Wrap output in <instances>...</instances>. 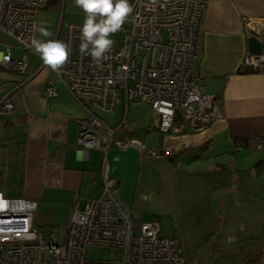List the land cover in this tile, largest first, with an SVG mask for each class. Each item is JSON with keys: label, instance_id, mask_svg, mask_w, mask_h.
<instances>
[{"label": "crops", "instance_id": "obj_1", "mask_svg": "<svg viewBox=\"0 0 264 264\" xmlns=\"http://www.w3.org/2000/svg\"><path fill=\"white\" fill-rule=\"evenodd\" d=\"M250 35L264 56V0H207L195 71L204 90L220 96L222 115L201 129L178 117L175 131L163 132L149 105L132 101L129 130L115 135L166 155L108 150L125 206L156 221L160 235L178 237L190 264H264V150L251 139L264 134V72L242 63ZM27 56L31 76L19 90L13 81L22 77L0 69V96L8 92L13 104L11 114L0 113V191L36 200L38 221L64 229L74 206L101 192V150L77 142L82 108L62 86L46 98L44 84L55 74L36 71L39 57ZM117 106L97 112L113 127L122 116Z\"/></svg>", "mask_w": 264, "mask_h": 264}, {"label": "built area", "instance_id": "obj_2", "mask_svg": "<svg viewBox=\"0 0 264 264\" xmlns=\"http://www.w3.org/2000/svg\"><path fill=\"white\" fill-rule=\"evenodd\" d=\"M48 0H0V69L22 77L13 81L19 90L31 76L27 73L28 53L33 52L34 15ZM133 12L101 66L79 53L82 21L59 20L63 42L71 47L69 61L54 79L47 80L43 95L53 97L64 87L83 110L77 142L83 149L101 150V192L74 206L64 230L45 239L33 224L36 200L7 196L0 191V264H190L176 236H163L156 221L142 220L122 201L117 180L110 175V148L134 147L143 154L162 157L166 152L146 149L126 132L128 104L146 102L154 123L163 132H174L181 118L201 129L222 115L221 98L204 90L195 71L200 32L207 0H130ZM38 56V55H37ZM39 57V56H38ZM40 59L36 71L45 67ZM244 68L264 72V56L246 51ZM51 69V68H50ZM6 92L0 96V113L11 114L13 104ZM122 104L123 114L115 127L97 112H111ZM255 149L264 150V134L251 137ZM237 147V142L234 143ZM89 244L113 248L110 259H87Z\"/></svg>", "mask_w": 264, "mask_h": 264}, {"label": "clouds", "instance_id": "obj_3", "mask_svg": "<svg viewBox=\"0 0 264 264\" xmlns=\"http://www.w3.org/2000/svg\"><path fill=\"white\" fill-rule=\"evenodd\" d=\"M75 4L85 13L80 29L79 53L81 56H90L99 67L115 43L110 37L122 30L126 19L133 12V6L130 0H75ZM33 31L43 37L53 35L43 22L38 27L34 25ZM31 45L44 65L53 72L59 73L69 61L71 47L61 40L32 38Z\"/></svg>", "mask_w": 264, "mask_h": 264}, {"label": "rangeland", "instance_id": "obj_4", "mask_svg": "<svg viewBox=\"0 0 264 264\" xmlns=\"http://www.w3.org/2000/svg\"><path fill=\"white\" fill-rule=\"evenodd\" d=\"M60 19L66 22L82 21L84 19L82 14V9L75 4V0H60V3L57 6H55L53 9L52 8L39 9L37 13L34 15L35 26L38 27L41 24V22H43L45 25L48 26L49 30L53 33V35L51 37H43L38 32H34L33 38L42 41H47L49 39H56L57 28ZM0 36L3 41L12 43L11 40L6 36L2 34H0ZM57 40L62 41V37L59 36ZM1 48H2V44H0V49ZM129 104H132V102H130ZM121 114H123V110ZM34 224L40 231H42L43 237L45 239L47 238V235L49 234L48 232L51 229L64 230L65 228H67L65 227L64 229H62V226L50 225L47 223L39 222L36 217V214L34 215ZM59 231L60 230H58V232ZM111 253H114L113 248L108 246L103 247L95 244H89L84 249V257L87 259H110Z\"/></svg>", "mask_w": 264, "mask_h": 264}, {"label": "water", "instance_id": "obj_5", "mask_svg": "<svg viewBox=\"0 0 264 264\" xmlns=\"http://www.w3.org/2000/svg\"><path fill=\"white\" fill-rule=\"evenodd\" d=\"M247 42L248 48L252 53H259L261 51L260 41L254 35H250Z\"/></svg>", "mask_w": 264, "mask_h": 264}, {"label": "trees", "instance_id": "obj_6", "mask_svg": "<svg viewBox=\"0 0 264 264\" xmlns=\"http://www.w3.org/2000/svg\"><path fill=\"white\" fill-rule=\"evenodd\" d=\"M60 0H48L47 5L45 6V8H54L55 6H57V4L59 3Z\"/></svg>", "mask_w": 264, "mask_h": 264}]
</instances>
